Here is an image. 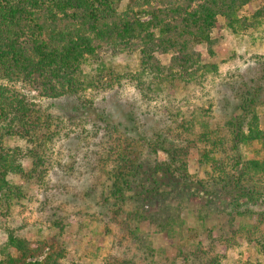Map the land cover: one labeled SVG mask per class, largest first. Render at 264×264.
Masks as SVG:
<instances>
[{
	"label": "trees",
	"instance_id": "trees-1",
	"mask_svg": "<svg viewBox=\"0 0 264 264\" xmlns=\"http://www.w3.org/2000/svg\"><path fill=\"white\" fill-rule=\"evenodd\" d=\"M249 1L127 0L122 8V0H0V228L5 237L0 264H69L58 236L33 239L25 227L9 222L14 208L25 205L30 191L43 188L54 168L48 145L67 135L64 116L36 98H77L92 108L99 94L130 85L149 105L177 89H194L217 69L205 59L214 55L212 30L218 16L234 35L264 17V7L251 17L238 15ZM196 44L205 45L204 54ZM255 80L243 81L234 104L238 112L222 127L200 120L196 132L190 119L177 123L179 109L166 111L174 126H162L150 136L126 135L107 121L114 165L107 171L103 200L112 199L118 210L134 202L135 211L128 214L136 218L137 230L145 222L142 210L194 181L211 195L228 193L234 212L248 214L262 188L254 177L264 178V157L245 158L241 152L254 142L264 150V129L255 111L264 88L261 78ZM110 130L120 134L113 136ZM193 149L200 163L211 168L206 184L189 172ZM259 224L242 223L237 230L249 241L255 236L263 254ZM63 225L53 219L59 233ZM219 263L198 247L191 257L187 252L180 257V264Z\"/></svg>",
	"mask_w": 264,
	"mask_h": 264
},
{
	"label": "rangeland",
	"instance_id": "rangeland-1",
	"mask_svg": "<svg viewBox=\"0 0 264 264\" xmlns=\"http://www.w3.org/2000/svg\"><path fill=\"white\" fill-rule=\"evenodd\" d=\"M126 2L122 0V8ZM261 7L264 0H250L238 15L251 17ZM259 19L252 21L254 25L244 29L242 35H234L224 18L218 16L212 30L216 39L214 55H206L205 59L217 69L208 72L203 83L194 89H177L173 95H162L149 105L142 104L130 85L99 94L92 108H86L77 98L37 97L50 111L64 116L67 135L48 145L54 168L44 187L30 191L25 205L14 208L9 222L25 227L33 239L58 236L68 251L69 264H180L182 254L187 252L191 257L196 247L215 255L219 264H264V251L262 254L258 250L255 236L249 241L241 229L237 230L242 223L252 226L255 222L260 223L259 231L264 229V178L259 176L254 178L259 189L262 186L256 194V199L260 198L247 210L249 215L234 212L228 193L211 195L194 181L190 182L192 187L173 192L142 210L145 222L137 230L133 228L136 218L128 214L135 211L134 202H127L118 210L112 199L103 200L109 184L107 171L114 165L106 139L107 121L126 135L150 136L162 126H174L166 111L179 109L177 123L190 119L196 132L200 120L222 127L232 113L238 112L234 104L241 98L243 81L252 84L261 78L257 83L264 88V17ZM195 48L203 54L206 51L204 44H196ZM262 101L264 89L261 102L255 107L259 127L264 129ZM119 132L111 133L118 136ZM197 151H191L188 169L206 184V170L211 168L200 163ZM241 152L245 158L264 157L257 142L242 146ZM53 219L64 223L60 233L53 226ZM232 232L236 234L229 239ZM3 233L0 228V241L5 238Z\"/></svg>",
	"mask_w": 264,
	"mask_h": 264
}]
</instances>
